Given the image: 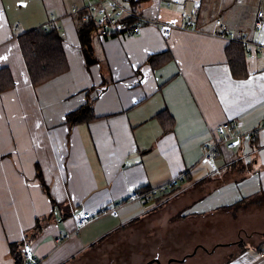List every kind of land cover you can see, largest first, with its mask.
<instances>
[{
	"label": "crops",
	"instance_id": "1",
	"mask_svg": "<svg viewBox=\"0 0 264 264\" xmlns=\"http://www.w3.org/2000/svg\"><path fill=\"white\" fill-rule=\"evenodd\" d=\"M167 1L132 0L150 18L176 21L169 38L150 24L135 36L95 37L97 62L88 65L70 12L85 0H0V68L14 81L0 91V264H18L24 241L39 264H76L121 228L170 206L181 185L182 194L192 183L205 186L179 209L191 217L221 214L219 206L264 191V50L246 56V76L235 75L229 41L216 23L221 18L229 31L264 42V27L255 26L264 21V0ZM52 17L69 67L34 86L18 35ZM187 18L195 29L178 27ZM88 100L98 117L68 122L67 114ZM170 115L175 124L168 130ZM227 120L252 134L234 152L220 154L213 168L202 159L204 143ZM184 170L185 179L154 200L126 201L133 190ZM117 202L118 208L61 240L74 232L82 211ZM227 251L217 253L215 264H264L263 250Z\"/></svg>",
	"mask_w": 264,
	"mask_h": 264
},
{
	"label": "rangeland",
	"instance_id": "2",
	"mask_svg": "<svg viewBox=\"0 0 264 264\" xmlns=\"http://www.w3.org/2000/svg\"><path fill=\"white\" fill-rule=\"evenodd\" d=\"M201 185H188L185 194L179 193L181 185L170 206L121 228L76 264H215L218 252L239 249L243 241L253 246L264 240V194L260 200L243 199L221 214L184 215L185 208L179 209L205 192Z\"/></svg>",
	"mask_w": 264,
	"mask_h": 264
},
{
	"label": "built area",
	"instance_id": "3",
	"mask_svg": "<svg viewBox=\"0 0 264 264\" xmlns=\"http://www.w3.org/2000/svg\"><path fill=\"white\" fill-rule=\"evenodd\" d=\"M180 0H169L168 5ZM86 9L82 14V20L88 21L94 18L99 26V37L104 39L108 36L130 37L139 34L142 28L146 25H153L158 29L164 38H169L172 34L175 24L164 22L158 18H150L141 11L133 7L132 0H85L82 6H73L70 10L71 14H78L81 10ZM186 17V13L183 12ZM259 16H263V12H258ZM216 23L221 29L218 32L219 36L227 41L241 43L245 50L246 56L251 57L257 51L264 50V42L253 41L245 31L231 32L228 30L227 24L217 18ZM195 21L192 18H187L185 24L181 27L187 30H193ZM255 26L258 30L264 27V21L257 19ZM43 28H58L57 18L52 17L50 21L44 23ZM264 126V124H263ZM252 132H241L237 130V123L234 121H225L213 128L212 139L204 143V152L202 159L207 161L211 167L216 168V160L220 154L225 153V150L234 152L236 147L241 143L244 136H250ZM188 170L181 171L173 176L170 180L153 187L138 189L133 191L127 197L126 201H143L150 202L156 196L177 187L182 180L185 179ZM121 203H115L113 206H104L98 212L82 211L76 217V228L74 232L67 233L61 237V240L68 239L73 233L78 232L81 228L94 221L98 217L109 213L111 210L118 208ZM83 214V215H81ZM22 264H39L40 257L30 242L24 241L22 245Z\"/></svg>",
	"mask_w": 264,
	"mask_h": 264
},
{
	"label": "trees",
	"instance_id": "4",
	"mask_svg": "<svg viewBox=\"0 0 264 264\" xmlns=\"http://www.w3.org/2000/svg\"><path fill=\"white\" fill-rule=\"evenodd\" d=\"M87 11L86 9L81 10L80 13L75 15V19L78 23V34L81 43V47L84 52L87 64L97 62L94 52V38L99 37V26L94 20L90 18L88 21L82 20V14ZM109 37V36H108ZM18 39L21 45L23 56L25 58L29 75L34 84L40 85L62 73H64L68 67V60L63 48V37L57 28H43L36 27L31 30H27L20 35ZM229 51V63L234 74L237 76H246L244 68L246 67V50L244 46L239 42L230 41L226 47V52ZM168 55V54H167ZM153 58L156 56H163V53L152 54ZM162 57L158 61V64H162ZM14 81L10 74L4 69L0 68V91L12 88ZM165 112L161 113V117ZM98 116L95 115L93 102L88 100L83 106H80L67 114V121L72 124H78L83 122H89L96 119ZM171 124L168 125L169 129H172L175 124L173 116H169ZM230 166H236L233 162L229 164ZM234 168V167H233ZM188 174V173H187ZM147 187H140L139 189H144ZM167 192V191H166ZM163 194V193H162ZM160 194V195H162ZM165 194V192H164ZM264 191L252 197H244L234 203L219 206L218 209L221 210H233L237 207L243 199L245 201L261 199V195ZM239 249L245 250H263L264 251V240L257 245L251 246L243 241ZM18 264H22V253H17Z\"/></svg>",
	"mask_w": 264,
	"mask_h": 264
},
{
	"label": "snow or ice",
	"instance_id": "5",
	"mask_svg": "<svg viewBox=\"0 0 264 264\" xmlns=\"http://www.w3.org/2000/svg\"><path fill=\"white\" fill-rule=\"evenodd\" d=\"M3 19V16H2V14H0V20H2ZM170 23H176V21H170ZM250 81H246V82H244V83H249ZM81 215H83V214H81Z\"/></svg>",
	"mask_w": 264,
	"mask_h": 264
},
{
	"label": "water",
	"instance_id": "6",
	"mask_svg": "<svg viewBox=\"0 0 264 264\" xmlns=\"http://www.w3.org/2000/svg\"><path fill=\"white\" fill-rule=\"evenodd\" d=\"M147 264H150V262H148Z\"/></svg>",
	"mask_w": 264,
	"mask_h": 264
}]
</instances>
